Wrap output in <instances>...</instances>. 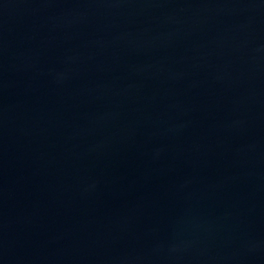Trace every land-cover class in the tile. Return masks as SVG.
<instances>
[{"label": "water", "instance_id": "obj_1", "mask_svg": "<svg viewBox=\"0 0 264 264\" xmlns=\"http://www.w3.org/2000/svg\"><path fill=\"white\" fill-rule=\"evenodd\" d=\"M0 264H264V0H0Z\"/></svg>", "mask_w": 264, "mask_h": 264}]
</instances>
